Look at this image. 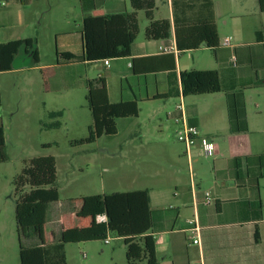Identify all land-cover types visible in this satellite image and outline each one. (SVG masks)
<instances>
[{
    "label": "crops",
    "instance_id": "1",
    "mask_svg": "<svg viewBox=\"0 0 264 264\" xmlns=\"http://www.w3.org/2000/svg\"><path fill=\"white\" fill-rule=\"evenodd\" d=\"M201 2L202 0H155L153 19L167 20L170 23V36L167 39H146L144 30L149 21L144 11H138L136 18L139 32L131 46L129 57L67 63V65H81L85 74H88L90 66L99 65L96 76L91 78L87 75L86 82L103 78L110 103L137 104L139 110L137 117L115 120L117 133L119 121L129 124L133 119H139L142 114H145L149 121L163 113L165 128L174 129L175 136L176 126L166 120V113L182 100L189 123L198 127L200 138L214 142V155L210 158L212 161L205 165L206 169L210 170L208 178L198 175L200 169L198 168L193 175L198 176L199 183L189 180V188L182 187L179 193L175 190L172 194H168L165 189H143L148 192L151 210L176 209L177 211L175 217L165 218L162 228L154 233L158 264H264V196L262 195L264 177L252 183L251 174L246 171L243 163V158L247 156L264 154L262 140L264 123L259 128L254 127L257 133L254 139L248 136L251 129L249 122L246 132L230 133L226 97L223 92L200 96L204 97L202 103L198 100L200 98L181 95L179 74L182 71L217 70L222 85L225 77L226 67L223 62L214 60L213 56L208 62H201L196 55V51L211 52L209 48L200 47L196 50L179 52L176 47L175 26L193 24L207 15L201 10ZM212 2L214 23L220 42L230 37H221L219 23L223 22V26L232 23L233 34L238 41L242 40L244 32L251 34L252 30L254 41L231 44L227 47L230 52L232 49L240 50L246 56L247 53H253V49L256 48L264 54L263 24L261 23L257 28L258 25L251 19L258 14L259 21L262 22L264 19V11L260 10L258 0H212ZM133 11L129 0H0V45L34 39L39 56L38 66L27 67L29 59L25 50L21 49L15 58L14 68L10 71H0V75L20 74L40 68L54 69L56 65H64L66 62L59 59L58 55L81 56L83 53L81 32L83 19L86 16L102 17L129 14ZM141 16L146 19V22L142 23V29L139 21ZM240 25L243 29L236 28ZM141 31L143 34L140 36ZM171 46L176 47L177 53L164 51ZM192 52L194 54H191ZM169 55L175 64V93L168 98H162L169 93V71L161 68L164 62L156 57ZM186 55L190 62L183 60ZM45 56L55 57L56 63L44 64L42 58ZM133 60L135 67L132 66ZM169 62L170 60H165L166 64ZM106 64L109 67H106ZM231 76L233 79L236 78L233 74ZM16 85L17 82L13 83V86ZM219 123L226 125L219 127ZM165 145L162 146L168 151L174 165L183 164V159L187 160L188 164H197L203 157L200 155L201 140L189 157L185 155L183 147L181 150L172 147L168 149ZM235 158L242 159L236 166L233 162ZM237 171L240 173L238 181ZM174 179L177 183V178ZM207 196L213 199L211 204L205 203ZM72 215L75 213L73 212ZM79 215L83 220L74 227L89 226L90 218ZM60 229L65 230L67 227ZM256 229L258 241L255 240ZM194 238L198 243L192 242ZM52 243H44V245Z\"/></svg>",
    "mask_w": 264,
    "mask_h": 264
},
{
    "label": "rangeland",
    "instance_id": "2",
    "mask_svg": "<svg viewBox=\"0 0 264 264\" xmlns=\"http://www.w3.org/2000/svg\"><path fill=\"white\" fill-rule=\"evenodd\" d=\"M259 18L258 14L251 19L257 28L261 23L264 27V19L261 22ZM139 21L142 29L146 19L141 16ZM222 23H219L220 35L232 38V45L254 41L253 30L251 34L244 32L238 41L232 23L227 26ZM239 27L243 29L241 25L236 26ZM196 55L201 62L214 57L212 51H196ZM223 56L226 70L222 92L225 97L232 92L239 102L242 100L246 120L251 124L248 136L254 139L257 137L254 127L264 123V54L254 48L253 53L245 56L244 52L232 49ZM42 59L44 64L56 63L52 56ZM183 60L190 62L187 55ZM98 69L99 65H92L85 74L81 65L65 63L54 69L0 75V125L5 139L2 150L5 160L0 163V264H20L19 239L26 226L35 225L44 243L54 242L58 228H71L83 220L79 214L88 211L94 197L143 189L179 193L182 187L189 188V180L199 183L198 176L193 175L198 168V175L210 176L205 165L212 161L213 155L203 156L197 164L191 163L192 166L184 159L183 164L172 163L162 145L178 150L184 146L176 140L174 129L165 128L163 113L149 121L145 114L129 124L119 121L117 135H103L93 143L73 144L88 136V127L92 124L86 102V78L87 75L95 77ZM200 96L207 95L190 97L200 98L202 103L204 97ZM49 112H60L61 116L50 118ZM55 122H59V128L44 127ZM222 125L219 123V127ZM262 140L264 145V134ZM46 156L54 157L56 162L59 201L70 199L75 207V215H62L56 224L45 222L43 206L18 207V195L13 187V180L30 159ZM48 216L53 215L50 212ZM108 240V244L104 241L66 244V263L126 264L123 240L114 234L108 235Z\"/></svg>",
    "mask_w": 264,
    "mask_h": 264
},
{
    "label": "trees",
    "instance_id": "3",
    "mask_svg": "<svg viewBox=\"0 0 264 264\" xmlns=\"http://www.w3.org/2000/svg\"><path fill=\"white\" fill-rule=\"evenodd\" d=\"M132 13L114 14L102 17L86 16L82 24L83 53L81 56L60 54L59 59L66 63L96 62L108 59L126 58L131 55V46L135 41L139 26L136 18L138 11H144L149 21L144 30L148 40H163L170 36V23L167 20L153 19L155 0H129ZM260 10L264 11V0H258ZM201 10L207 15L193 24L175 26V41L179 52L196 50L200 47L209 48L218 62H224L223 53L227 47L221 45L214 23L212 0H202ZM21 49L29 59L27 67H36L39 56L34 39L12 41L0 45V71H10L14 68V61ZM164 62L161 68L169 71V93L162 98H168L175 93V64L169 56L156 57ZM164 60V61H163ZM165 60H170L165 63ZM135 67V60L132 62ZM182 97L214 94L223 91L220 74L217 70H188L179 74ZM86 102L91 113L92 124L88 127V136L73 141V144L93 143L101 136H114L117 133L115 120L138 116L135 102L110 103L103 78L88 80L86 83ZM228 111V125L230 133H244L247 131V120L244 104L230 92L226 94ZM50 118L61 116L60 112H50ZM59 122L44 126L47 129L59 128ZM4 130L0 125V163L5 160L3 155ZM45 145L44 147H48ZM242 159L235 158L234 165L240 164ZM246 171L251 174L250 181L256 183L264 177V154L243 158ZM255 166V168H253ZM236 172V180L240 178ZM56 162L54 157L46 156L30 159L21 173L13 180L16 202L18 207L30 208L43 206L46 223L60 219L62 215L75 211L73 201L68 199L59 201L56 188ZM27 189L25 192L24 190ZM88 211L82 216L90 218L87 227H71L65 230L58 228L55 241L44 245L38 229L31 224L24 228L19 239L20 264H67L65 245L88 241H105L110 234L123 240L125 246L126 264H158L155 251L154 233L162 228L165 218L175 217L176 209L151 210L149 195L146 190H136L123 193H113L94 197ZM51 206H54L51 210ZM53 216H48L49 213ZM105 214L106 223H96L97 215ZM260 219V217H259ZM257 229L255 240L258 241Z\"/></svg>",
    "mask_w": 264,
    "mask_h": 264
},
{
    "label": "built area",
    "instance_id": "4",
    "mask_svg": "<svg viewBox=\"0 0 264 264\" xmlns=\"http://www.w3.org/2000/svg\"><path fill=\"white\" fill-rule=\"evenodd\" d=\"M224 47L231 46L230 38H224L222 42H220ZM167 53H177V49L175 46H171L164 50ZM106 67L109 65L106 64ZM182 98V97H181ZM166 120L171 122L176 126L175 137L176 140L181 143L185 148V155L190 156L192 150L196 149L199 145V141L201 140L200 145V155L201 156H209L214 155V142L207 138H200V131L198 127L189 123L188 116L186 113V107L181 100L178 104L174 106V108L166 113ZM206 204H211L213 199L209 196L205 198ZM96 223H106L107 217L105 214L97 215L95 218ZM191 223V222H190ZM194 244L198 243L197 239H193ZM105 244L109 243L108 237L104 241ZM85 258V254L83 255Z\"/></svg>",
    "mask_w": 264,
    "mask_h": 264
}]
</instances>
